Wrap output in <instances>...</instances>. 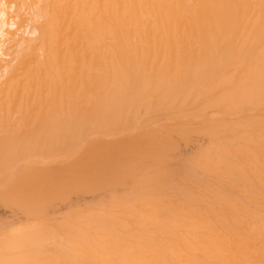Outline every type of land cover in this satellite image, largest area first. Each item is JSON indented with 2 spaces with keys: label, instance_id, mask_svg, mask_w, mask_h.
I'll return each instance as SVG.
<instances>
[{
  "label": "bare ground",
  "instance_id": "bare-ground-1",
  "mask_svg": "<svg viewBox=\"0 0 264 264\" xmlns=\"http://www.w3.org/2000/svg\"><path fill=\"white\" fill-rule=\"evenodd\" d=\"M193 128L208 144L165 164ZM84 154L109 168L81 183L124 190L1 234L0 264H264V0H0L1 197Z\"/></svg>",
  "mask_w": 264,
  "mask_h": 264
},
{
  "label": "rangeland",
  "instance_id": "rangeland-1",
  "mask_svg": "<svg viewBox=\"0 0 264 264\" xmlns=\"http://www.w3.org/2000/svg\"><path fill=\"white\" fill-rule=\"evenodd\" d=\"M193 130L196 132V130L193 128L192 129V132H193ZM191 131V130H190ZM189 132V131H188ZM188 132H186V133H188ZM195 132H193V133H191V134H189V136H188V134L185 136V135H181L180 137L178 136V135H176V134H173L172 135V138L173 139H171L172 140V146L170 147V149H168L167 150V152H166V154H165V157H164V162H165V164H169L170 166H174V167H178L177 165H179V163L180 162H182V161H179V160H183L184 161V159H185V156H186V159L188 158H190L189 157V154L191 155L192 153L191 152H194V151H197V149L200 147V146H206L207 144H208V142H209V139H208V136L204 133L203 135H205V137H203L202 136V133L201 134H196ZM185 134V133H184ZM109 136V137H108ZM185 138H188V140L186 141V139H184V137ZM100 137H102L103 138V140L104 139H107V137H108V139L110 138V135H106V134H104V135H100ZM105 137V138H104ZM115 137H116V135H115ZM192 139H191V138ZM199 138V139H195V138ZM107 139V140H108ZM181 139H183V140H185V143L181 140ZM203 139H204V141H203ZM207 140V141H206ZM105 141V140H104ZM103 141V142H104ZM175 143H174V142ZM203 141V142H202ZM206 141V142H205ZM102 142V143H103ZM119 142H120V140H119ZM205 142V143H204ZM193 143V144H192ZM203 143V144H202ZM139 146V142H137L136 143V145H131V146H129V148L127 149V150H125V152H124V155L126 154V153H128V155L129 156H131V154L133 155V153H135L136 152V150H137V148H135L136 146ZM174 145V146H173ZM103 146H104V148H103ZM133 146H135V147H133ZM198 148H197V147ZM99 147L101 148L102 147V151L99 153V154H101L102 155V153H103V151L105 152L106 150H105V145H99ZM98 147V148H99ZM173 147H175V148H173ZM130 148H132L133 150L131 151L130 150ZM135 148V149H134ZM140 148V146L138 147V149ZM191 148V149H190ZM173 150V151H172ZM191 152H190V151ZM72 151H75V150H72ZM129 151V152H128ZM137 151H139V150H137ZM141 151V150H140ZM78 152V150H76L75 152H71V156L73 157V158H75V156H78L79 157V154L77 153ZM131 152V153H130ZM133 152V153H132ZM138 153V152H137ZM76 154V155H75ZM136 154V153H135ZM134 154V155H135ZM194 154V153H193ZM192 154V155H193ZM104 155H106V154H104ZM134 155L132 156L133 158H134ZM139 155V154H138ZM135 156V158H139V156L141 155H139V156ZM179 155V156H178ZM24 156V155H23ZM28 156V155H27ZM103 156V155H102ZM101 156V157H102ZM127 157V156H125L128 160H131V159H133V158H131V157ZM22 158V155L21 156H18L17 157V159H16V161L18 162V164H15L14 163V161L12 162V163H9L11 166H12V169H16V167L18 168V167H22V166H25V165H32V163H35V161L33 160V158H31V160H30V157H32V155H29V158H27V157H23L24 159H22L21 161H19L21 158ZM38 157H40V156H38ZM72 157L70 158L71 160H74V159H72ZM89 157V156H88ZM98 157V156H97ZM103 157H105L106 158V156H103ZM180 157H182V159H180ZM18 158H20L19 160H18ZM49 157H43V158H40V159H43V161L44 162H42L41 163V165H43V166H41L40 164L38 165V167H40L39 168V171H38V177L37 178H39V181L40 182H47L48 184H49V181L51 180V177H53V176H51V173L52 174H54V177L56 176V175H58V174H61V171L63 172V177H61L60 179H57V178H53L54 179V181L55 182H59L60 183V185L63 187L62 189H60L61 188V186H59V183H58V185H57V183H56V185L57 186H59V189H54L52 192H50V193H48V194H44L43 196H41V197H37L36 195H34L33 193H32V191H34L33 190V187L32 186H26L25 188V190L23 191V192H21V193H18V194H12V196H11V194H9V195H4V197H1L2 196V194H0V235L1 234H12V233H14V232H16L17 230H19V229H21V228H25V227H30V226H37V225H43L44 227H50V226H52V225H55L56 224V222H55V218H56V221L58 220V218H60V219H62L61 217H66L67 215H69V214H75L77 211H80V210H84V209H86L89 205H90V203L93 205H90V206H92V207H95V206H97V205H100V204H103V205H106V202L108 203L109 202V200L112 198V194H111V190L113 189V191L112 192H114V191H123L124 189V187L121 185V186H118V185H116L115 187H112V184L111 185H109L108 186V188H105L103 185H102V187H101V184L100 183H103L104 182V179H105V181L106 180H108L107 178H108V176H106L105 177V175H104V179L103 178H101L102 177V175H101V173L103 172L102 171V168L103 169H106V167H108V165H107V163L108 162H106V160H104V158H100L101 160L99 161V159H98V161H97V158L95 159V161H91V162H93L92 163V165L90 166V164L89 165H86V163H84L85 161H87L88 159H87V156L84 154V157L83 156H80V158H77V160H76V162H78V166L77 165H75V166H71V167H69V166H59V164L61 163V162H59V163H55V164H51L52 162H50V161H52L51 159H48ZM99 158V157H98ZM131 158V159H130ZM172 158V159H171ZM29 159V160H28ZM36 159V158H35ZM76 159V158H75ZM84 159V160H83ZM86 159V160H85ZM110 159V158H109ZM171 159V160H170ZM80 160H82L81 162H79ZM107 160H108V158H107ZM45 161H47V163H45ZM49 161V162H48ZM75 161V160H74ZM101 161H102V163H101ZM105 161V162H104ZM112 161V160H111ZM14 163V164H13ZM22 163H23V165H22ZM50 163V164H49ZM98 163H101V165L99 166V164ZM104 163H106L105 164V166H102ZM13 164V165H12ZM46 164V165H45ZM95 164V165H94ZM98 164V165H97ZM110 164V167L112 168L113 166H112V162L111 163H109ZM114 164H116V163H114ZM20 165V166H19ZM48 165H50V167L48 166ZM54 165V166H53ZM60 165H62V163L60 164ZM94 165V166H93ZM93 166V167H92ZM97 166H99L100 168H98ZM116 166H117V164H116ZM13 167H15V168H13ZM55 167V168H54ZM87 167V168H86ZM93 168V169H96L97 170V168L98 169H100L102 172H100V179H98V181H96L97 182V186H96V183L94 182L93 184H95V186L96 187H94V185H93V187L94 188H92L91 187V185H88L87 183L85 184V183H81L80 181L81 180H79V176L81 175V172L79 173V171L78 170H76L77 168H82V169H88V168ZM95 167V168H94ZM42 168H44L43 169V171L41 170ZM46 168H47V170H46ZM48 168H49V170H48ZM109 168V167H108ZM64 169H65V171H64ZM72 171H71V170ZM53 170V171H52ZM58 170H60V171H58ZM45 171V172H44ZM52 171V172H51ZM75 171V172H74ZM98 171V170H97ZM97 171L95 172V173H97ZM98 172V173H99ZM80 174V175H79ZM99 175V174H98ZM107 175H109V174H107ZM34 176H35V174H34ZM110 176V175H109ZM36 177V176H35ZM111 177V176H110ZM109 177V178H110ZM42 179V180H41ZM53 179H52V182H53ZM103 179V181L101 182V180ZM37 180V179H36ZM45 180V181H44ZM67 180V181H66ZM110 182H112V181H114L113 179H112V177L110 178ZM79 181V182H78ZM109 181V180H108ZM108 181L106 182L107 183V185H108ZM55 182L53 183L54 184V186H55ZM100 185H99V184ZM115 183H116V181H115ZM50 184H51V181H50ZM49 184V185H50ZM103 184H105V182L103 183ZM49 185H48V187H49ZM64 185V186H63ZM98 185L100 186V187H98ZM114 185V184H113ZM120 185V184H119ZM87 186H89V187H87ZM3 187V185L0 187V189ZM52 186L50 185V188H51ZM79 187V188H78ZM84 187V188H83ZM91 187V188H90ZM97 187H98V191H97ZM105 188V190H104V188ZM107 187V186H106ZM88 188H89V190H88ZM94 189V190H93ZM100 189V190H99ZM110 189V190H109ZM122 189V190H121ZM80 192H79V191ZM26 191V192H25ZM87 191V192H86ZM110 191V192H109ZM109 192V193H108ZM22 193H24V194H22ZM32 194V195H30V194ZM109 194V195H108ZM45 196V197H44ZM105 196V198H103L104 199V202L105 203H103V202H101L102 200V198L101 197H104ZM107 196H108V198H107ZM60 197V198H59ZM22 198V199H21ZM99 198V199H98ZM101 198V199H100ZM32 202L33 200H34V206H33V203H31L29 200ZM39 199H40V201H39ZM55 199V200H54ZM58 199V200H57ZM91 199H92V201H95L96 199H97V203L95 202H92L91 201ZM95 199V200H94ZM106 199V200H105ZM5 200V201H4ZM24 200L26 201V200H28V203H26V202H24ZM10 201H12V202H10ZM15 203H14V202ZM81 201V203L80 204H83L85 201L87 202V201H90V203L89 202H87V203H84L83 205H76V203H78V202H80ZM84 201V202H83ZM100 203H99V202ZM39 203V204H37V203ZM19 203V204H18ZM20 203L22 204H24V203H26V205H27V207H26V205L24 206V205H20ZM29 203H31V206H30V204ZM41 203V204H40ZM45 203V204H44ZM95 204V206H94V204ZM18 204V205H17ZM86 204V206L83 208V206ZM38 205V206H37ZM72 205H74V206H72ZM34 208H33V207ZM38 207L39 209H37L36 207ZM39 206H41V207H39ZM70 206V207H69ZM21 207V208H20ZM26 209H25V208ZM29 207H31V208H29ZM28 209V210H27ZM29 209H30V211H29ZM33 209V210H32ZM36 209L37 210H40V211H36ZM67 209H69V210H67ZM73 209V210H72ZM27 211V214L28 213H30L29 215H27V214H24L25 213V211ZM32 210V211H31ZM45 210V211H44ZM35 213H34V212ZM32 212V213H31ZM71 212V213H70ZM37 213V214H36ZM48 214V215H46V216H44L43 214ZM36 215L38 216V217H36ZM41 215V216H40ZM71 215H69V216H71ZM27 218H26V217ZM34 217H36V218H34ZM50 218H54L53 220H54V224H53V221L50 223H48V221L47 220H49ZM21 219V220H20ZM52 219H50V220H52ZM60 219L58 220L59 221V223L60 222H62V221H60ZM45 220L47 221V222H45ZM57 221V222H58ZM3 224V225H2ZM6 225V226H5ZM3 226H5V227H3Z\"/></svg>",
  "mask_w": 264,
  "mask_h": 264
}]
</instances>
